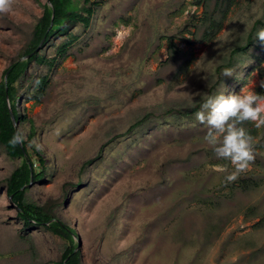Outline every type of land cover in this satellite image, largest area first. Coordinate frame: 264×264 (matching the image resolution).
Segmentation results:
<instances>
[{"label":"rangeland","instance_id":"1","mask_svg":"<svg viewBox=\"0 0 264 264\" xmlns=\"http://www.w3.org/2000/svg\"><path fill=\"white\" fill-rule=\"evenodd\" d=\"M95 1L87 29L66 23L78 38L65 54L55 50L64 36L51 37L38 54L56 55L55 64L32 60L15 83L25 115L17 129L46 168L25 200L53 205L75 229L81 264H264V126L243 125L254 138V160L232 181L231 163L204 139L200 107L125 133L145 112L187 110L224 90L254 86L264 95V41L254 35L226 64L255 20H264V0ZM45 2L14 0L0 13V79L21 56ZM225 69L233 76H223ZM45 74L36 101L31 95ZM21 160L0 144V264H58L66 239L25 226L5 193Z\"/></svg>","mask_w":264,"mask_h":264},{"label":"trees","instance_id":"2","mask_svg":"<svg viewBox=\"0 0 264 264\" xmlns=\"http://www.w3.org/2000/svg\"><path fill=\"white\" fill-rule=\"evenodd\" d=\"M95 0H82V6L75 5L73 0H49L42 4L41 15L37 18L33 25L31 38L22 50L21 56L12 61L4 70L0 79V144L3 145L5 152L11 157H21L22 160L10 173L6 180L5 193L9 201L16 209L17 216L23 221L25 226H40L52 231L58 236L66 239L67 244L64 248L58 264H81V251L78 247V241L75 239L77 232L68 223L63 221L54 211V206L46 203L43 205L25 200L26 188L43 179L46 168L44 167L43 158L35 154L36 161L30 156L27 151V142L13 145L11 140L17 133L18 129L10 116V109L15 117L16 123L25 118L24 113H21L17 107V89L15 83L28 67L30 61L35 60L38 63H45L52 67L55 64L56 55H64L67 48L78 38V35L70 33L66 23L68 21L80 22L84 29L90 26L91 18L94 13ZM197 4L200 0L196 1ZM264 28V20H255L250 31L247 34L246 40L242 45L235 46L230 50L229 61L232 60L233 54L238 51H243L251 46L254 40V35L257 34V29ZM64 36L63 41L56 47V55L54 57H46L38 54L36 47L42 41L39 50L45 46L51 37L55 35ZM172 43V42H171ZM31 53L25 59V55ZM220 65L219 67H223ZM261 75L264 73V68L260 67ZM48 81L47 75H42L37 79V88L32 96L36 101L42 95L43 89ZM203 100L195 104L187 110L168 109L161 113L145 112L139 118L128 125L125 133H129L134 129L143 126L150 118H162L170 114H179L190 116L194 114ZM35 132L34 126L31 124L29 137H32ZM113 138V137H112ZM110 140V139H109ZM108 140V141H109ZM112 140V139H111ZM107 141V142H108ZM100 146L99 152L82 163V167L96 160L100 156L103 146ZM31 180V184L29 182Z\"/></svg>","mask_w":264,"mask_h":264},{"label":"clouds","instance_id":"3","mask_svg":"<svg viewBox=\"0 0 264 264\" xmlns=\"http://www.w3.org/2000/svg\"><path fill=\"white\" fill-rule=\"evenodd\" d=\"M13 4L14 0H0V13H9ZM190 11H195L194 5L190 4ZM256 37L264 41V29L258 30ZM233 73V69H225L223 76L231 77ZM260 87L264 88V80L260 82ZM224 92L207 95L200 110L195 113V118L207 126L204 139L212 146L216 156L231 163L234 171L226 179L232 181L239 173L247 170L254 160V138L243 125L250 122L257 128L264 126V95L257 93L254 86H245L238 94L226 96ZM24 138V133L18 130L11 143L21 144ZM35 146L37 150H43L41 144ZM218 167L228 171L227 166Z\"/></svg>","mask_w":264,"mask_h":264},{"label":"water","instance_id":"4","mask_svg":"<svg viewBox=\"0 0 264 264\" xmlns=\"http://www.w3.org/2000/svg\"><path fill=\"white\" fill-rule=\"evenodd\" d=\"M47 2H49V0H47ZM41 43H42V41H41V42L39 43V45L36 47V50H39V48H40V46H41ZM30 55H31V53L25 55L24 57H22V59H25V58H27V57L30 56ZM10 116H11V119H12V121H13V123H14V126H15V129H16V120H15V117H14V115H13L11 109H10ZM30 184H31V180H30V182H29V185H30Z\"/></svg>","mask_w":264,"mask_h":264},{"label":"bare ground","instance_id":"5","mask_svg":"<svg viewBox=\"0 0 264 264\" xmlns=\"http://www.w3.org/2000/svg\"><path fill=\"white\" fill-rule=\"evenodd\" d=\"M120 39H121V33H119V34L116 36L115 41H116V42H119Z\"/></svg>","mask_w":264,"mask_h":264}]
</instances>
